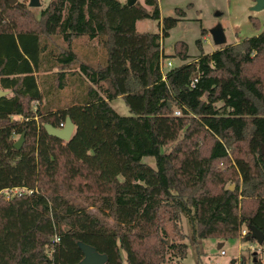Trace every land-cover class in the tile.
Masks as SVG:
<instances>
[{"label": "trees", "instance_id": "obj_1", "mask_svg": "<svg viewBox=\"0 0 264 264\" xmlns=\"http://www.w3.org/2000/svg\"><path fill=\"white\" fill-rule=\"evenodd\" d=\"M24 1L0 0V88L8 90L0 97V190H30L0 193V264H74L77 241L105 253L104 264H121V251L127 264H182L187 242L199 255L204 238L236 237L248 225L264 234V29L192 61L175 42L183 63L162 78L160 62L172 55L159 41L179 18L162 17L160 32L135 28L159 20L157 0H50L38 13ZM82 37L101 45L102 59L82 60L95 45L74 52ZM40 71L55 72L49 91L65 78L85 85L81 101L43 107ZM119 95L128 115L109 104ZM66 116L74 124L67 141L46 133L45 123L60 127ZM228 147L239 177L233 189L215 188Z\"/></svg>", "mask_w": 264, "mask_h": 264}, {"label": "rangeland", "instance_id": "obj_2", "mask_svg": "<svg viewBox=\"0 0 264 264\" xmlns=\"http://www.w3.org/2000/svg\"><path fill=\"white\" fill-rule=\"evenodd\" d=\"M40 5L37 8H32L35 13L38 10L44 8L50 0H39ZM125 1V0H122ZM254 0H157L159 9V20L152 18H143L135 22V28L137 31H152L160 32L158 23L162 17L171 16L179 18L175 25L168 30V35L160 39V45L162 52L165 55H172L164 57L161 60V70L164 74L168 66L165 64L169 59L172 62L171 66L179 65L183 63L177 56L174 55V43L184 42L187 46L188 58L185 61L195 60V57L200 53L206 54L216 49L223 47L228 44H235L246 37L256 35L264 29V8L258 11L251 10ZM26 4L28 2L24 1ZM137 2L144 3L143 0H137ZM148 8V7H147ZM254 18L255 23L252 21ZM216 24H220L225 35V42L216 45L211 37L209 29ZM203 30V31H202ZM202 31V32H201ZM85 40V38H77L74 42L76 46ZM196 40H199L197 44ZM54 42L62 43L60 37H54ZM95 42V39L92 40ZM84 47V45H79ZM85 48H83L84 50ZM95 53L91 49L90 54L88 53L87 59L84 61L91 62L93 59L103 58V49L101 45H95ZM92 59V61H93ZM184 61V62H185ZM76 65V64H75ZM56 70V69H55ZM41 72L38 78L39 87L42 88L43 93V107H60L67 106L71 103L81 101L80 97L86 92V87L79 86L77 82H73L69 85V78H65V85L58 88H53L49 91L50 82L55 72L50 71L48 73ZM43 87L45 89L43 90ZM110 106L120 115H128L129 110L125 104L121 95L111 99L109 101ZM220 103L218 102L217 105ZM15 140L18 138L14 135ZM202 146H206L210 142V138L200 139ZM235 147H231L233 149ZM228 161H219L218 167L222 171L223 182L215 185V188L225 187L232 185L234 188L235 183L231 182L232 178L239 177L238 172L235 170L233 165V155L230 152V148L227 149ZM235 150V149H234ZM154 166V159L150 156H144L141 159ZM230 189V188H229ZM246 208H249L250 202H243ZM180 231L183 233L187 232V227L184 219H181ZM242 226L241 228H244ZM240 228V229H241ZM165 231L167 236L170 238L178 239L176 235L172 233L170 223L165 225ZM241 234L236 237L229 238H204L201 240V246L199 248V255L195 249L187 242V249L185 257L182 260V264H253L254 261H259L260 264H264V253L262 247L254 241H245L241 239ZM168 239L166 242L168 243ZM219 244H221L219 246ZM223 250V253L220 251ZM168 251L166 256L169 255ZM121 264H127L125 260V254L121 251ZM174 259L165 262V264H173Z\"/></svg>", "mask_w": 264, "mask_h": 264}, {"label": "water", "instance_id": "obj_3", "mask_svg": "<svg viewBox=\"0 0 264 264\" xmlns=\"http://www.w3.org/2000/svg\"><path fill=\"white\" fill-rule=\"evenodd\" d=\"M11 4L16 2L17 0H8ZM136 0H125L126 5H132ZM27 5L29 7H38L40 5L39 0H28ZM264 8V0H254L252 6L250 7L251 10L258 11ZM213 42L218 45L225 42V35L223 33L222 27L220 24H216L209 29ZM8 90H3L0 88V97L6 95ZM46 133L50 136L56 137L63 141H67L73 130L74 124L71 121L69 116H66L64 119V123L61 127L53 126L50 123H45L43 125ZM23 134H20L18 138L13 143V146L16 149H19L22 141H23ZM262 152H264V146H262ZM232 188V185L229 186ZM248 230V237H251L255 240L258 245H261L264 240V234L258 228L253 225L247 226ZM77 246L82 253V258L74 264H104L107 261V256L105 253L98 252L94 246L87 244L82 241H77ZM253 264H256L254 261Z\"/></svg>", "mask_w": 264, "mask_h": 264}, {"label": "built area", "instance_id": "obj_4", "mask_svg": "<svg viewBox=\"0 0 264 264\" xmlns=\"http://www.w3.org/2000/svg\"><path fill=\"white\" fill-rule=\"evenodd\" d=\"M27 1V0H25ZM168 67H171L172 62L171 60H167L165 63ZM160 68H161V62H160ZM162 78H164V74H162ZM198 76H194L191 81H190V85L193 86L196 82H197ZM174 115H180L181 114V110L180 109H175L173 111ZM62 126V123H60V127ZM30 190H28L27 188L23 187V186H13V187H5L3 189L0 190V193L2 194L4 199H9L12 198L14 196H20L24 193L29 192ZM248 233V230L246 227L241 228L239 231V234H241V236L245 235ZM58 240V237L56 235L53 236L52 241L55 242ZM221 253H223V250L220 251Z\"/></svg>", "mask_w": 264, "mask_h": 264}, {"label": "crops", "instance_id": "obj_5", "mask_svg": "<svg viewBox=\"0 0 264 264\" xmlns=\"http://www.w3.org/2000/svg\"><path fill=\"white\" fill-rule=\"evenodd\" d=\"M75 41V40H74ZM79 44H84V46H91V45H96V44H98L99 45V43L95 40V42L93 43L92 42V40H88V39H85V40H81V42H79ZM78 45V44H77ZM73 49H74V52H78V55L79 54H81V52H83V48H79V47H76L75 48V46H74V43H73ZM93 52H94V50H93ZM95 53V55H96V52H94ZM210 53V52H209ZM96 60H98V57H97V59ZM221 244H219V246H220Z\"/></svg>", "mask_w": 264, "mask_h": 264}]
</instances>
